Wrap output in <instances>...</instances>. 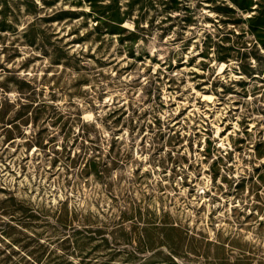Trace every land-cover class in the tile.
Here are the masks:
<instances>
[{
	"label": "rangeland",
	"instance_id": "obj_1",
	"mask_svg": "<svg viewBox=\"0 0 264 264\" xmlns=\"http://www.w3.org/2000/svg\"><path fill=\"white\" fill-rule=\"evenodd\" d=\"M0 264H264V0H0Z\"/></svg>",
	"mask_w": 264,
	"mask_h": 264
}]
</instances>
